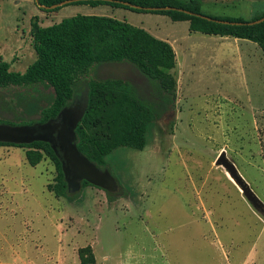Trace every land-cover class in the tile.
Returning a JSON list of instances; mask_svg holds the SVG:
<instances>
[{
	"label": "rangeland",
	"instance_id": "rangeland-1",
	"mask_svg": "<svg viewBox=\"0 0 264 264\" xmlns=\"http://www.w3.org/2000/svg\"><path fill=\"white\" fill-rule=\"evenodd\" d=\"M200 12L248 21L264 13V0H201ZM75 15L126 21L168 42L176 55L174 108L149 127L142 151L110 154L119 186L112 199L92 185L62 195L44 149L0 146V264H264V52L162 14L0 0V63L24 73L37 59L32 21L49 27ZM94 76L128 80L153 98L129 64H102ZM6 95L0 104L12 95L25 102L7 120L13 126L31 124L32 110L50 98L46 90ZM222 151L257 202L216 164Z\"/></svg>",
	"mask_w": 264,
	"mask_h": 264
},
{
	"label": "trees",
	"instance_id": "trees-1",
	"mask_svg": "<svg viewBox=\"0 0 264 264\" xmlns=\"http://www.w3.org/2000/svg\"><path fill=\"white\" fill-rule=\"evenodd\" d=\"M37 1L42 6H52L65 0ZM115 1L127 2L142 9H132ZM70 4H106L115 8L162 14L173 21H188L189 29L193 32L248 40L264 52V21L252 23L264 17V13L245 21L214 17L207 20L178 10H145L148 7H174L201 14V0H82ZM30 34L36 61L24 73L10 72L7 64L0 63V93L6 95L11 90L17 93L49 91L50 98L46 104L32 110L35 115L41 116V122H46L56 118L63 108L70 106L86 91L87 109L75 129L79 152L100 170L107 169L111 173L108 157L113 151L121 147L142 151L147 145L149 127L174 108L176 78L173 70L176 55L171 45L126 21L95 15H75L49 27H40L34 20ZM108 63L132 66L151 85L153 98L142 97L128 80L95 77L96 68ZM6 96H3L0 110L10 111L18 118L25 102L16 95ZM7 122L0 120V123ZM3 145L44 149L58 169L61 194L68 195L62 171V155L58 148L54 150L45 142L28 145L0 143V146ZM27 159L32 161L29 154ZM87 185L86 182L81 183V186ZM106 193L109 199L117 195ZM83 252L81 250L80 253Z\"/></svg>",
	"mask_w": 264,
	"mask_h": 264
},
{
	"label": "water",
	"instance_id": "water-1",
	"mask_svg": "<svg viewBox=\"0 0 264 264\" xmlns=\"http://www.w3.org/2000/svg\"><path fill=\"white\" fill-rule=\"evenodd\" d=\"M41 8L55 9L66 4L78 2L82 0H65L52 6H42L35 0ZM113 1V0H104ZM129 6L132 9H142L137 5H132L127 2L115 1ZM145 10H178L189 15H196L200 18L212 20V18L202 15L193 14L189 11L174 8V7H148ZM219 23H230L228 21L216 20ZM264 21V17L252 22L260 23ZM234 24V23H232ZM70 106L63 108L56 118L50 119L45 123H35L32 125L13 126L6 123H0V143H9L14 145H28L33 142H45L51 145L56 150L58 148L62 155V171L64 180L69 192L76 193L81 188V183L86 182L89 185L95 186L105 192L114 194L119 191L117 181L112 174L107 170H100L91 163L84 155H82L76 146L75 129L83 118L87 109V92L85 91L79 99H75ZM76 102L78 105H76ZM1 118L10 120L13 115L2 114ZM41 116H32L31 120H39ZM216 164L222 166L230 179L238 186L240 190L247 193L255 202L256 197L252 194L248 184L239 174L235 164L230 161L226 153L222 151L217 159Z\"/></svg>",
	"mask_w": 264,
	"mask_h": 264
},
{
	"label": "flooded vegetation",
	"instance_id": "flooded-vegetation-1",
	"mask_svg": "<svg viewBox=\"0 0 264 264\" xmlns=\"http://www.w3.org/2000/svg\"><path fill=\"white\" fill-rule=\"evenodd\" d=\"M76 99H79V98H76ZM74 101H76V100H74ZM76 105H78L77 102H76ZM4 113H7V112H4V111L0 110V115H1V114H4ZM11 115H13V114H11ZM34 116H36V115H34ZM13 117H14V115H13ZM0 120H1V119H0ZM5 121H7V120H5ZM30 121H31L32 123L29 124V125L35 124V123H37V122H39V123H45V122H41V119H39V120H30Z\"/></svg>",
	"mask_w": 264,
	"mask_h": 264
},
{
	"label": "crops",
	"instance_id": "crops-1",
	"mask_svg": "<svg viewBox=\"0 0 264 264\" xmlns=\"http://www.w3.org/2000/svg\"><path fill=\"white\" fill-rule=\"evenodd\" d=\"M240 40H243V39H240ZM244 41H247V40H244ZM249 42H251V41H249Z\"/></svg>",
	"mask_w": 264,
	"mask_h": 264
},
{
	"label": "bare ground",
	"instance_id": "bare-ground-1",
	"mask_svg": "<svg viewBox=\"0 0 264 264\" xmlns=\"http://www.w3.org/2000/svg\"><path fill=\"white\" fill-rule=\"evenodd\" d=\"M230 179V178H229ZM233 182V181H232Z\"/></svg>",
	"mask_w": 264,
	"mask_h": 264
}]
</instances>
